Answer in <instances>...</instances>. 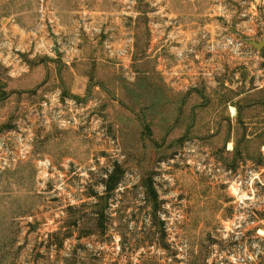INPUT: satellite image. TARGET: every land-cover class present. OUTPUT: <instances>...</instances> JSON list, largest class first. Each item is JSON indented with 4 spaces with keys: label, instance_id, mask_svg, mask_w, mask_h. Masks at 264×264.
I'll return each mask as SVG.
<instances>
[{
    "label": "rangeland",
    "instance_id": "374dc122",
    "mask_svg": "<svg viewBox=\"0 0 264 264\" xmlns=\"http://www.w3.org/2000/svg\"><path fill=\"white\" fill-rule=\"evenodd\" d=\"M123 8L132 74L44 83L69 13L132 56L91 13ZM263 41L264 0H0V264H264Z\"/></svg>",
    "mask_w": 264,
    "mask_h": 264
},
{
    "label": "crops",
    "instance_id": "0c3cea01",
    "mask_svg": "<svg viewBox=\"0 0 264 264\" xmlns=\"http://www.w3.org/2000/svg\"><path fill=\"white\" fill-rule=\"evenodd\" d=\"M123 9L124 11L120 10V12L114 13L113 11H95L91 13L97 16H105V19H102V21L106 25V30L111 32L113 31L114 33H112V36L115 38V40L122 42L121 44L130 45V47H132L133 54L131 56V62L132 65L135 66L136 64H138V53L142 52L140 50L139 44L141 40L138 35L134 33L135 27L130 28V26L127 24L128 19L124 21V17L122 16H124L123 14H125V8ZM75 14L76 13H74V15ZM140 14H142V16ZM178 14L180 13H174V15L176 16ZM125 15L128 17L129 13H126ZM144 15L145 13H141L140 11H137L135 13L137 20L141 17H144ZM71 17L72 13H69V15L63 17L66 18L67 21L62 18L56 19L55 21V34L57 37L53 38L54 40L52 41V45H54L55 48L56 59H52L51 55L49 54L48 57H46L45 61L48 66H46L44 83H55L57 84V92H60V90H62L69 96L71 95V98L77 99V96L85 95L86 91L90 89L91 77L96 67H105L112 70V67H114V65L116 64L108 58L106 50L104 48V44L100 42L102 38H86L82 35L80 36L78 34L76 20ZM69 19H72V22L67 25ZM137 20L134 21V26L139 23L137 22ZM76 36L80 38L84 37L85 39L82 41L79 40ZM105 38L106 37L103 36V39ZM47 39H49V36ZM69 44H71V46H69ZM47 46H51L49 41L47 42ZM165 46L166 44H163V42H161L159 38L156 47L157 54L159 56L163 51H165ZM173 51L176 55H178V53L176 52L181 53V51L178 50L177 47H174ZM51 63H58L59 65L57 68L55 66L50 67ZM73 63L74 65H72ZM173 66H175V63L173 64ZM189 67L191 71V61ZM158 70L160 71V68H158ZM176 70L177 66H175L174 68V71ZM186 73L187 72H185V74ZM166 84L168 85V88L171 92L170 97H172V99H174L176 103L175 105H177V101L183 94L185 95V99H187L190 87L189 83H181V81L175 79L173 83ZM63 92H61L62 95Z\"/></svg>",
    "mask_w": 264,
    "mask_h": 264
},
{
    "label": "built area",
    "instance_id": "2783aa9c",
    "mask_svg": "<svg viewBox=\"0 0 264 264\" xmlns=\"http://www.w3.org/2000/svg\"><path fill=\"white\" fill-rule=\"evenodd\" d=\"M114 45L115 44H113V42H108L105 46L106 52L109 54V57L114 61L116 65L120 66L121 69L129 74L131 65L130 49L126 47L117 49ZM73 103L77 107V102L74 101Z\"/></svg>",
    "mask_w": 264,
    "mask_h": 264
},
{
    "label": "trees",
    "instance_id": "16d2710c",
    "mask_svg": "<svg viewBox=\"0 0 264 264\" xmlns=\"http://www.w3.org/2000/svg\"><path fill=\"white\" fill-rule=\"evenodd\" d=\"M245 125V124H244ZM255 136L258 139H262L264 140V133H255ZM263 157L261 156V159L259 161L258 164H262L263 163ZM120 167L118 165H116L115 169L113 171L110 172V174L108 175V178L106 180H104V184L106 186L107 192H108V196H111L112 193L117 189V187L119 186V184L122 182L123 176H124V171L120 170ZM153 197L156 198V192L152 189L151 190ZM110 198V197H108Z\"/></svg>",
    "mask_w": 264,
    "mask_h": 264
},
{
    "label": "water",
    "instance_id": "95a60500",
    "mask_svg": "<svg viewBox=\"0 0 264 264\" xmlns=\"http://www.w3.org/2000/svg\"><path fill=\"white\" fill-rule=\"evenodd\" d=\"M253 46L257 49V50H261L264 48V41L261 43H257V42H252Z\"/></svg>",
    "mask_w": 264,
    "mask_h": 264
}]
</instances>
